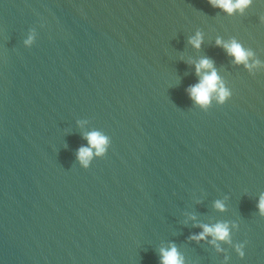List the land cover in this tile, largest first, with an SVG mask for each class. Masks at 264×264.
I'll use <instances>...</instances> for the list:
<instances>
[{"label":"water","instance_id":"obj_1","mask_svg":"<svg viewBox=\"0 0 264 264\" xmlns=\"http://www.w3.org/2000/svg\"><path fill=\"white\" fill-rule=\"evenodd\" d=\"M202 59L231 94L207 108ZM262 197L264 0H0V264H264Z\"/></svg>","mask_w":264,"mask_h":264},{"label":"clouds","instance_id":"obj_2","mask_svg":"<svg viewBox=\"0 0 264 264\" xmlns=\"http://www.w3.org/2000/svg\"><path fill=\"white\" fill-rule=\"evenodd\" d=\"M209 3L214 8H219L229 15L236 12L243 13L246 9L251 6V0H209ZM35 32L33 31L29 38L25 41L27 45H32L35 40ZM190 43L193 47L199 49L202 45V37L197 34V36L191 39ZM218 46H223L229 55L235 58L237 64H243L245 67H252L248 64V60L252 57L250 51H246L242 46L235 41L231 44H224L222 41H217ZM197 75L201 76L200 83L191 87L190 94L193 100L196 101L201 107L207 108L215 94V98L223 103L228 98H230V92L225 89L221 83L214 65L208 59H202L196 65ZM86 139L89 142L90 147H82L78 151V159L83 164L84 167H88L90 161L93 157V149H95L96 156L105 155L109 141L106 137L97 132H92L87 135ZM217 207L223 210V205L219 202ZM261 213H264V197L260 199L258 205ZM211 235L216 240L227 241L229 240V230L228 226L225 224H217L215 226H204V231L197 237H193L197 240H203L206 236ZM237 251L243 257L244 252L242 246L237 248ZM163 262L162 264H183L182 258L179 256L177 249L173 246L171 250L163 251Z\"/></svg>","mask_w":264,"mask_h":264}]
</instances>
